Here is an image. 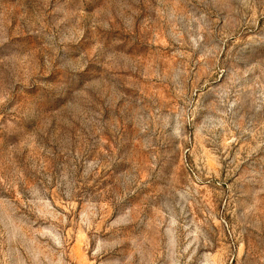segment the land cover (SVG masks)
<instances>
[{"label":"rangeland","instance_id":"374dc122","mask_svg":"<svg viewBox=\"0 0 264 264\" xmlns=\"http://www.w3.org/2000/svg\"><path fill=\"white\" fill-rule=\"evenodd\" d=\"M0 264H264V0H0Z\"/></svg>","mask_w":264,"mask_h":264}]
</instances>
